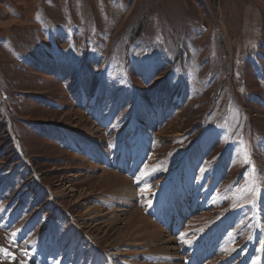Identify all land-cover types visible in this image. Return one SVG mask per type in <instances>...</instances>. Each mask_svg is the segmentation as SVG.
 <instances>
[{"label": "rangeland", "instance_id": "rangeland-1", "mask_svg": "<svg viewBox=\"0 0 264 264\" xmlns=\"http://www.w3.org/2000/svg\"><path fill=\"white\" fill-rule=\"evenodd\" d=\"M137 127L134 204L85 227L88 205L115 197L112 173L128 168L112 154ZM150 161V184L135 185ZM182 173L202 186L181 198L196 208L179 201ZM172 180L175 206L137 193ZM142 199L179 261L133 244L130 263L109 256ZM196 216L207 226L187 229ZM263 250L264 0H0V264H262Z\"/></svg>", "mask_w": 264, "mask_h": 264}, {"label": "bare ground", "instance_id": "bare-ground-1", "mask_svg": "<svg viewBox=\"0 0 264 264\" xmlns=\"http://www.w3.org/2000/svg\"><path fill=\"white\" fill-rule=\"evenodd\" d=\"M130 134L131 133H128L127 139L129 138ZM140 136H142V135H140ZM122 139H123V137H122ZM117 150H118V148H117ZM115 151H116V149H115ZM99 156H100V153H99ZM142 160H143V158H142ZM139 166H140V164H139ZM101 167L105 168V165L102 164ZM151 167L154 170L156 169V167L151 166V161L149 163L147 162L146 167H144L139 174H138V172L136 173L137 177L135 178L136 179L135 180V185H136V182H139V183L142 182L146 186L150 184V182H149L150 178L147 177L146 173L151 171L150 170V169H152ZM165 171L168 172L169 169L167 168V169H165ZM105 173L106 174H110L109 171H105ZM112 176L113 177L110 180V183L113 185L112 188L115 190L113 192V194L115 193L114 194L115 197L107 199V198H105V195H103V196L99 195L98 202H95L93 205L90 204L91 206L88 205L89 207H87L85 212L79 217L80 221H82V224L85 227H89V226L95 227V226L98 225V222L100 223V220H103L101 223H103V222L111 223V221L114 220L116 217L119 218L121 215L125 214V212H126L125 211L126 210L125 206L122 205V207H120V206L119 207H115L114 204H118V203L123 204V203H128V202L131 203V205H132V203L134 204V201H132V200H133V198H136V191H135V186L132 183V179L130 178V176L127 175V174L124 175V174H121V173H118V172H113ZM179 176H180L179 180H180V184H181L180 187L184 188V191H183V195L182 194H178V197L175 196L174 202L179 203V201H181V198H187V196H191V194L193 196V192L194 193H196V192L201 193V191H202L201 187L202 186L198 187V186H196L197 183L196 184L193 183V177H194L193 173H191V174L182 173ZM74 177H76V176L74 175ZM173 182L175 183L174 180H172L171 182H168L167 184L163 183L161 185V187H159V192H158V189H155V190L150 189L151 187L154 186L152 184V185L148 186L147 188L144 187L142 189V191L137 190V193H140V196L143 197L145 195L149 196L150 193L153 192V191H157V194L159 193L158 194L159 196L163 195V197H164V196H166V193H168L166 188H169V185H171V188L169 189V193H168V196H169V195H171V190L174 188V187L172 188ZM156 184H157V182H156ZM203 186H204V183H203ZM72 191H73L72 189L69 190V192H72ZM162 192H163V194H162ZM124 194H128L129 195V198H127V199L131 198L130 201L127 200V199L124 200L126 197H124V199H122L123 196H125ZM202 194H203L202 196L205 197V198L210 197V192L205 191V193H202ZM128 195H126V196H128ZM179 195H182V197L179 198ZM163 197H161V198L164 199ZM176 198H179V201L176 200ZM90 199H91V196H89V195H86V196H82L81 195V196L78 197L77 201L81 202V204H85L86 205L89 202ZM145 200L146 199H142L139 202L140 208L135 209V210L132 211V215L128 218V229H126L125 231L121 232L110 244V248H111L112 251H110L109 256L113 257V262L114 263H116V259L120 258V257L127 258V259H125V262L130 263L131 259H129V257H130L131 254H134L135 251L138 254L141 253V252L142 253L144 252V251H137L135 249H133L135 251H133V250L125 251L124 250V248H125L124 246H126L127 244L140 245V246L141 245L149 246L150 247V252L152 251L153 253H156V252L163 253L167 257L168 260L171 259L172 261L173 260L179 261L180 259H182L181 257H183V255L181 253H179L178 250H177L176 237H174V236L172 237V236L168 235L167 230L165 229L164 226L163 227L161 226V223L158 224L153 219H151L149 216L144 215L142 213L141 206H142L143 203H145ZM147 202H148V200H147ZM200 202H201V200L197 201V200L194 199L192 201V203H190V204L186 203V202H182V201H181V204L184 206L185 209H189V208L193 209V208H196V206L199 205ZM148 203L151 206L153 201L150 200ZM148 203H147V205H149ZM153 206H154V204H153ZM256 214H257V217H256L255 221H257V226H258L259 225V220H260L259 216L261 217L262 220H263V217H262L261 212H260L259 209L257 210ZM200 218H201L200 216H198V217L196 216V217L191 218V220L186 225V227L190 226V228H187V229L191 230V228H194V226H196L197 224H198L199 227L202 228V225H204V224H203V221L200 220ZM211 220H209V221H211ZM205 222H207V220ZM212 222H213V220H212ZM95 223H97V224H95ZM206 224L207 223H205V225ZM201 228H199V229H201ZM258 228H259V231H261L260 225L258 226ZM213 230L210 229L209 231H213ZM185 234H186L185 230H183V234L181 235V237H183ZM256 235L262 237L263 233L262 232H258ZM129 241H131V242L129 243ZM162 244H164V245H162ZM133 245H131V246H133ZM186 246H187V244H186ZM192 248H193V251H195V248H196L195 247V242H194V244L188 246V249H192ZM125 249L127 250V248H125ZM208 251H210V250L208 249ZM156 254H158V253H156ZM263 254H264V252H263ZM207 256H212V254L208 253ZM189 259H190L191 263L194 261L195 264H202V261L199 258L190 257ZM161 262L157 263V264H162ZM137 263L135 262V264H137ZM263 263H264V261L262 262V264ZM179 264H181V263H179Z\"/></svg>", "mask_w": 264, "mask_h": 264}, {"label": "crops", "instance_id": "crops-1", "mask_svg": "<svg viewBox=\"0 0 264 264\" xmlns=\"http://www.w3.org/2000/svg\"><path fill=\"white\" fill-rule=\"evenodd\" d=\"M140 129V128H139ZM136 129L129 135V138L127 139V135H128V133L127 132H125L124 133V135H123V139H121L120 141V144L118 145V150L117 151H115V153L114 154H112V157L114 156V155H120V153L121 152H123L124 150H125V148L128 146V144L132 141V135L134 134V133H136ZM140 131H141V129H140ZM140 135H142L141 134V132L139 133V134H137V137H136V140H137V143H135V146H133L134 147V149H135V151H137L138 153H140V154H143V158H145V156H146V152L145 151H143V146H142V139H141V136ZM112 152H113V150H112Z\"/></svg>", "mask_w": 264, "mask_h": 264}]
</instances>
